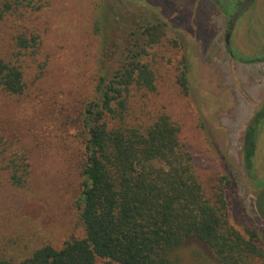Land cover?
<instances>
[{"label": "rangeland", "instance_id": "374dc122", "mask_svg": "<svg viewBox=\"0 0 264 264\" xmlns=\"http://www.w3.org/2000/svg\"><path fill=\"white\" fill-rule=\"evenodd\" d=\"M257 3L221 0L226 15L217 0H49L39 11L28 7L22 18L2 22L0 54L7 58L16 49L12 35L20 26L39 32L41 39L35 52L22 56L27 94L0 98L1 132L9 137L13 133L8 130L29 133L25 144L31 163L23 187L11 186L0 174V246L20 260L44 244L58 248L84 236V147L65 131V122L93 96L100 33L120 40L125 15L132 23L160 17L168 24L163 42L144 59L156 73V88H130L128 118L150 123L167 113L194 153L206 194L213 196L219 176L228 173L232 222L242 230L257 229L264 239V221L256 207L258 182H264V118L254 158L256 178H249L243 164L245 130L257 112H264V58L245 64L229 51L233 48L244 59L264 53V9ZM106 6L112 18L119 17L114 27L102 25ZM186 65L188 91L179 82ZM170 258L171 264H221L195 237Z\"/></svg>", "mask_w": 264, "mask_h": 264}, {"label": "trees", "instance_id": "16d2710c", "mask_svg": "<svg viewBox=\"0 0 264 264\" xmlns=\"http://www.w3.org/2000/svg\"><path fill=\"white\" fill-rule=\"evenodd\" d=\"M49 0H0V25L20 19L23 9L39 11ZM107 8L104 28L115 26ZM124 35L100 33V60L93 96L76 110L65 131L84 147L80 218L83 237L68 239L61 247L44 244L29 257L16 260L0 246V264H171L170 253L189 238L203 241L221 264H264V239L255 228H238L231 220L228 173L218 178L208 196L197 174L194 153L180 139V128L167 113L150 123L128 118L132 86L155 90L156 73L144 59L163 42L168 24L160 17L152 22H130L125 15ZM98 33V34H99ZM122 38V39H121ZM15 51L0 54V98L27 94L22 65L25 52H35L41 34L27 25L12 35ZM230 54L243 63L229 47ZM188 66L179 82L188 91ZM44 72V71H43ZM42 72V74H43ZM257 112L243 139V164L249 178L256 176L254 158L259 122ZM76 128V130H75ZM74 129V130H72ZM4 128L0 125V132ZM1 132V133H2ZM0 133V174L15 187H23L31 170L26 141L29 133ZM256 207L264 221V182H258ZM214 188V189H215Z\"/></svg>", "mask_w": 264, "mask_h": 264}, {"label": "flooded vegetation", "instance_id": "af4514ba", "mask_svg": "<svg viewBox=\"0 0 264 264\" xmlns=\"http://www.w3.org/2000/svg\"><path fill=\"white\" fill-rule=\"evenodd\" d=\"M220 4V9L222 8L221 7V0H217ZM227 3H230L229 1L227 2ZM235 4V3H234ZM256 5H260V7L261 8H263L264 9V0H259V3H257ZM221 11H222V13L223 14H228L227 13V11L225 12L224 10H223V8L221 9ZM233 16H234V14H232ZM235 51V50H234ZM237 53H239L238 51H237ZM262 57L264 58V53H261L260 54V56H257V57H253V58H251V59H253V61L251 62V63H245V64H252L255 60H257L258 62L259 61H261L262 60ZM238 62H240L239 60H237ZM241 63V62H240ZM243 63V62H242ZM257 141H258V139H257ZM256 155V154H255ZM255 165V164H254ZM255 172H256V168H255ZM256 174V173H255ZM257 176V175H256ZM256 176H255V178H256Z\"/></svg>", "mask_w": 264, "mask_h": 264}, {"label": "water", "instance_id": "95a60500", "mask_svg": "<svg viewBox=\"0 0 264 264\" xmlns=\"http://www.w3.org/2000/svg\"><path fill=\"white\" fill-rule=\"evenodd\" d=\"M230 34L227 35L226 41L229 43Z\"/></svg>", "mask_w": 264, "mask_h": 264}]
</instances>
